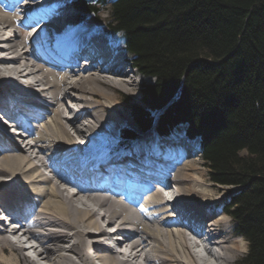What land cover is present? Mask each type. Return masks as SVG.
Listing matches in <instances>:
<instances>
[{
  "label": "bare ground",
  "instance_id": "1",
  "mask_svg": "<svg viewBox=\"0 0 264 264\" xmlns=\"http://www.w3.org/2000/svg\"><path fill=\"white\" fill-rule=\"evenodd\" d=\"M68 2H0V92H8L0 110L27 132L10 133L0 119V209L26 219L18 223L14 214V229L0 230V264H231L245 240L231 238L229 215L211 211L217 200L184 161L199 151L198 141L184 140L187 150H180L174 135L151 129L158 140L150 143L147 133L146 143L129 149L120 128L133 119L111 90L133 92L138 69L98 18L71 27L77 20ZM189 143L195 148L188 150ZM108 163L153 180L143 181L144 191L125 194L120 187L81 185L101 184L104 175L96 180L95 174ZM108 169L102 174L116 173ZM200 216L207 232L185 222L200 224Z\"/></svg>",
  "mask_w": 264,
  "mask_h": 264
},
{
  "label": "trees",
  "instance_id": "2",
  "mask_svg": "<svg viewBox=\"0 0 264 264\" xmlns=\"http://www.w3.org/2000/svg\"><path fill=\"white\" fill-rule=\"evenodd\" d=\"M72 4L79 18L107 11L133 66L154 78L140 102L122 96L129 115L144 130L168 136L183 125L199 140L211 180L236 187L222 208L247 242L239 264H264V0Z\"/></svg>",
  "mask_w": 264,
  "mask_h": 264
},
{
  "label": "rangeland",
  "instance_id": "3",
  "mask_svg": "<svg viewBox=\"0 0 264 264\" xmlns=\"http://www.w3.org/2000/svg\"><path fill=\"white\" fill-rule=\"evenodd\" d=\"M108 1L111 2L113 0H108ZM67 4L69 5L68 11L72 12L73 18L78 17L79 16V13H78L77 10H75V8H74V6L72 4V0H70V4H69V2ZM92 17L98 18L101 21V23H102L101 25H102L103 28H106L107 27L106 24L108 22L107 21L108 20V14H107V11L105 9L101 10V12L99 14H94V13H88V14H86L85 18L87 20L92 21L90 25H92L93 22L98 23L97 21H95L94 18L92 19ZM89 18H91V19H89ZM113 36L114 37H118V38L121 37L120 36V33L119 32H115L114 30H113L112 37ZM46 39H47V33H46V35L44 37V40H46ZM121 45H122V43H121ZM127 55H128V57L130 59L131 58V54L130 53H127ZM129 62L131 63L130 60H129ZM128 69H130V68H128ZM136 74H137L136 76L138 77V81L139 82L136 85V87L134 88L133 92L128 91L125 88H119V87L116 90L115 89L114 90L113 89L111 90V92L115 93L118 96V100H120L121 103H124L123 100H121L122 99V96L128 97L129 100L132 101V102H136V103L137 102H140L142 84H144V83H150V82H153V80H154V78L152 76L146 75V74L142 73L139 70L137 71ZM0 96L1 97H4L5 96L7 98L8 92H5L2 89V92H0ZM124 109L129 113V110H128L127 107L124 108ZM162 110L163 109H156V110H152L151 111V115H152V119H153V121H152L153 124H155V123L157 124L158 123L159 116L163 112ZM132 119L133 120H132V124L131 125H128L127 122H126V123H124L125 125H122L121 128H120L121 131H124L126 128L131 129L134 132H136V135L139 136L136 140L132 141L133 143H131V140H130V142H127L128 145L131 143L130 146L131 145L135 146L136 145L135 143H137V142L146 143L147 140H144L143 138L145 136H147V133H151L152 136L154 137V138H151V140H148L150 143L152 142V140H158V138L156 137V135L152 131H148V132L142 131V128L137 124L136 120L133 117H132ZM179 126H181V128H177V130H179L178 133H177L178 135H176V133H172L170 135L171 136L174 135L173 137L169 136V137H166V138H170L171 137L172 139H178V141L180 143V150L181 149H184L186 151L188 146L186 145V143L184 144L183 141L184 140H190V139L185 134V131L183 129L184 128L183 125H179ZM175 132H176V130H175ZM124 137L126 138V136H123V134L120 135V139H123L124 140ZM189 145H190V147L188 148V150H191V149H194L195 148V145H192L190 143H189ZM187 154H188L187 157H184L185 158L184 161L185 162H188V163H191L192 164L191 166H195L197 168V170L200 172V174H199L201 176L200 178L202 179V182L207 186V190H206L208 192L207 197H209V198H211L213 200H217V206L216 207L213 206V208H212L211 211L212 212H216V211H219L220 212V209L224 206L225 202L229 199L230 194H231V190H235L236 187L233 186V185L219 184V183H216V182L212 181L211 180V177H210V168L206 164L205 160L202 158L200 151H196L194 153H190L189 152ZM179 156H180V154H179ZM179 156H178V158H179ZM187 197L190 198L189 196H187ZM200 227H202V228L205 229V225H202ZM233 227H234V223H233L232 219L230 218V220L226 223V228L229 230L230 235H231V238L235 237L234 235H236L235 232H234V228ZM244 242L246 243V248H247V242H246V240ZM30 244H28V246H30ZM246 252H243L242 253L241 251H237V253H235V255H234V257H235L233 259L234 262H232L231 264H239L240 258H242L243 255ZM29 254H32V253H29ZM22 264H26V263L23 262Z\"/></svg>",
  "mask_w": 264,
  "mask_h": 264
},
{
  "label": "snow or ice",
  "instance_id": "4",
  "mask_svg": "<svg viewBox=\"0 0 264 264\" xmlns=\"http://www.w3.org/2000/svg\"><path fill=\"white\" fill-rule=\"evenodd\" d=\"M240 251L243 253L246 251V248H245V242H241V246H240Z\"/></svg>",
  "mask_w": 264,
  "mask_h": 264
},
{
  "label": "water",
  "instance_id": "5",
  "mask_svg": "<svg viewBox=\"0 0 264 264\" xmlns=\"http://www.w3.org/2000/svg\"><path fill=\"white\" fill-rule=\"evenodd\" d=\"M142 131H145L144 128H142ZM147 131V130H146ZM129 137H133V136H129ZM198 141V140H197Z\"/></svg>",
  "mask_w": 264,
  "mask_h": 264
},
{
  "label": "clouds",
  "instance_id": "6",
  "mask_svg": "<svg viewBox=\"0 0 264 264\" xmlns=\"http://www.w3.org/2000/svg\"><path fill=\"white\" fill-rule=\"evenodd\" d=\"M241 240H243V238H241ZM245 248H246V246H245ZM246 251H247V248H246ZM246 251H245V252H246Z\"/></svg>",
  "mask_w": 264,
  "mask_h": 264
}]
</instances>
